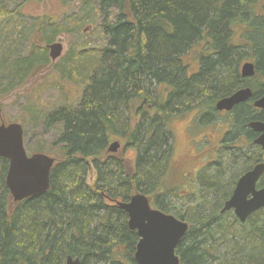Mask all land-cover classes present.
Masks as SVG:
<instances>
[{
  "label": "trees",
  "instance_id": "trees-1",
  "mask_svg": "<svg viewBox=\"0 0 264 264\" xmlns=\"http://www.w3.org/2000/svg\"><path fill=\"white\" fill-rule=\"evenodd\" d=\"M8 1L13 8L8 13L0 2V38L5 43L11 40L7 54L11 57L23 33L18 20L25 12L21 0ZM260 1L69 2L80 5L77 12L85 20L92 3L97 6L105 17L96 26L103 39L100 48L85 44L83 57L69 58L74 80L83 83L80 100L45 117L46 128L57 130L50 151L43 149V142L32 149L56 159L48 192L15 202L6 186L8 160L0 157V264H65L68 256L79 258L81 264H136L139 236L129 229L127 214L116 203L138 192L153 207L189 224L176 249L181 264H264V208L244 223L232 211L221 213L238 178L264 161V151L254 143L257 134L248 127L252 120H264V112L242 103L228 115L229 131L216 154L215 181L197 179L201 188L218 196H195L183 206L165 189L174 154L170 124L176 117L195 112L199 124H209L216 119V103L248 83L255 96L264 94V83L240 75L241 57L248 52L257 64L256 76L264 79ZM38 19L32 23L45 43L66 32L65 27L74 23L81 27L85 21ZM239 27L244 29L240 35L244 43L239 45L243 50L231 44ZM248 33L254 34L248 38ZM36 47L33 43L28 57L13 63L2 57L0 72L8 78L7 92L49 64L46 48ZM191 53L195 71L188 60ZM113 139L123 142L124 151H135L132 166L124 151H108ZM224 150L225 171L236 165L240 170L219 183ZM223 184H229L226 190ZM263 186L264 176L258 184Z\"/></svg>",
  "mask_w": 264,
  "mask_h": 264
},
{
  "label": "rangeland",
  "instance_id": "rangeland-1",
  "mask_svg": "<svg viewBox=\"0 0 264 264\" xmlns=\"http://www.w3.org/2000/svg\"><path fill=\"white\" fill-rule=\"evenodd\" d=\"M70 1L72 0L64 4L62 0H21L20 5L23 6L22 10L25 15L21 16L18 22L24 25L23 28L19 27V30H23V33L20 41H16L17 45L12 50L11 57L7 56L9 46L12 45L11 40L6 39L5 43L0 38L2 40L0 41V61L2 57H7L9 63H13L16 60L28 57L33 48V43L37 45V49L46 48L47 50L49 64L35 75L26 77L22 85L18 83L19 85L10 92L6 91L8 78H6L5 73L0 72L1 118L6 123L18 122L23 125L27 136L25 146L30 154L34 152L32 149L39 147L38 145L41 142L44 144L41 146L46 151H50L52 148L57 130L46 128L44 125L47 114L61 106L76 105L80 100L83 83L75 81L76 79L73 78L75 71L68 69L70 66L69 58L77 55L75 57L77 60L81 56L83 57V52H87L84 49L85 44L88 47L100 48L103 39L100 29L96 26L101 25L105 17L98 12L97 6L92 3L90 16L85 20L83 15L77 12L80 11V5L77 2L69 3ZM0 2L6 13L13 10L12 4L8 0H0ZM257 12L258 14H264V0L259 2ZM45 16L57 22L67 21L71 17H76L79 22L80 20L85 21L81 27L80 24L77 27L76 23L65 27L66 32H59L52 42L45 43L42 41L44 37L35 32L36 27L32 23V19L39 21V17L44 18ZM29 30L31 32H28ZM243 30L242 27L237 28L235 32L236 39L231 42L232 45L239 46L244 43L240 36ZM253 34L248 33V37L253 36ZM54 42H60L64 46L63 55L55 61L50 58L48 48V45ZM239 49L243 50L241 46H239ZM34 52L36 55L39 54L37 50H34ZM194 57L195 53H191L188 60L195 65ZM241 58V65L247 61H255L248 52H244ZM192 69L195 71L196 65L194 67L192 65ZM70 73L72 78H68ZM255 79L257 80H254L253 83H264L261 76H255ZM170 126L173 132L174 154L172 167L165 178V189L176 196L178 204L183 206L190 205L191 200L196 198L195 196H218L215 193H209V189L201 188L197 179L200 176L207 181H215L213 178L216 174V167L214 168V166H219L217 162L219 156L216 154L223 149L221 143L224 134L228 130L226 128L228 127V115L217 113L216 119L209 124H199L196 113L189 112L176 117ZM114 142L121 144V148L117 153L122 154L124 151L123 142L119 139H113L110 145ZM225 152L226 150H224V155L220 157L221 175L217 177L219 183L229 181L240 170V167L236 165L231 170L225 171V167L222 166L225 160ZM123 155L132 166L135 160V151L126 149ZM227 163L226 166H228ZM94 178L95 171L91 170L88 178L89 182L92 183ZM226 185L223 184L224 189L227 187Z\"/></svg>",
  "mask_w": 264,
  "mask_h": 264
},
{
  "label": "water",
  "instance_id": "water-1",
  "mask_svg": "<svg viewBox=\"0 0 264 264\" xmlns=\"http://www.w3.org/2000/svg\"><path fill=\"white\" fill-rule=\"evenodd\" d=\"M48 47L53 61L64 50L60 42L52 43ZM241 74L243 77H253L256 74L255 65L246 62L241 67ZM252 96L253 91L249 87L239 89L220 99L215 109L231 111ZM254 106L264 109V96L257 99ZM249 127L259 134L254 143L264 150V121H252ZM119 148V142H114L109 151L116 153ZM0 157L8 160L6 186L15 202L48 192L55 159L41 152L31 155L27 153L24 129L20 123H0ZM263 175L264 161L258 162L243 174L236 182L221 213L233 210L240 222L244 223L250 215L264 208V186L258 188V182ZM117 205L127 214L129 229L136 231L139 236L134 255L136 264H181L176 249L189 229L187 222L152 207L149 198L140 192L126 201H118ZM66 264H81V260L68 256Z\"/></svg>",
  "mask_w": 264,
  "mask_h": 264
},
{
  "label": "flooded vegetation",
  "instance_id": "flooded-vegetation-1",
  "mask_svg": "<svg viewBox=\"0 0 264 264\" xmlns=\"http://www.w3.org/2000/svg\"><path fill=\"white\" fill-rule=\"evenodd\" d=\"M257 74V73H256ZM240 75H241V77L242 78H244V79H246V80H248V81H254V79H255V76H253V77H243L242 76V74L240 73ZM250 84L248 83V86H245L244 88H246V87H249L252 91H253V96H252V98L251 99H249L247 102H244V103H248L249 105H251V107L253 108V110L254 111H260V112H264V109H259V108H256L255 106H254V101H256L257 99H259L262 95H264V94H259V95H257V96H255L254 95V88L252 87V86H249ZM252 85V84H251ZM242 104V103H241ZM238 106V105H237ZM236 107V106H235ZM234 107V108H235ZM234 108L231 110V111H221V112H217L218 114H224V115H229V114H231L233 111H234ZM255 120H257V119H255ZM255 120H252V121H255ZM262 121V120H261ZM264 121V120H263ZM251 122V121H250ZM249 122V123H250ZM248 123V124H249ZM248 127H249V125H248ZM221 128H223V127H221ZM226 128H228V130L226 131V133L229 131V126L228 127H226ZM254 132V131H253ZM225 133V134H226ZM255 133V132H254ZM224 134V135H225ZM257 134V133H256ZM257 136H258V134H257Z\"/></svg>",
  "mask_w": 264,
  "mask_h": 264
},
{
  "label": "bare ground",
  "instance_id": "bare-ground-1",
  "mask_svg": "<svg viewBox=\"0 0 264 264\" xmlns=\"http://www.w3.org/2000/svg\"><path fill=\"white\" fill-rule=\"evenodd\" d=\"M249 38V37H248ZM248 38H247V36L245 37V40H247L246 42L248 43ZM251 42V39H250V41H249V43ZM252 63L255 65V68L257 69V64H256V62L255 61H252ZM255 85V84H254ZM254 88V87H253ZM255 93V92H254Z\"/></svg>",
  "mask_w": 264,
  "mask_h": 264
}]
</instances>
